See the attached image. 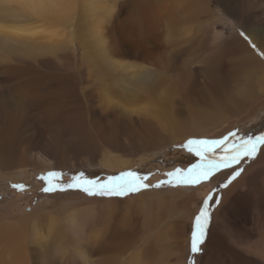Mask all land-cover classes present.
<instances>
[{"label": "bare ground", "instance_id": "bare-ground-1", "mask_svg": "<svg viewBox=\"0 0 264 264\" xmlns=\"http://www.w3.org/2000/svg\"><path fill=\"white\" fill-rule=\"evenodd\" d=\"M107 1L0 0V200L8 201L0 203V264H190L186 229L200 210L192 204L228 172L189 190H149L125 200L45 196L30 212L9 185L41 165L103 164L121 173L152 168L139 156L189 137H222L246 129L251 119L264 130V0H120L133 7L121 19L114 14L119 0ZM228 10L244 39L232 29L217 38L210 30L226 26L220 14ZM59 27L73 30L70 53L42 49ZM48 54L58 61L43 60ZM220 65L212 77L221 76L223 86L202 98L191 77L199 68L208 83L207 69ZM71 101L77 109L64 111ZM183 108H192L187 117ZM28 125L43 139L29 142ZM117 126L133 138L127 147L113 135ZM133 146L135 159L126 155ZM255 159L241 177L264 169V145ZM251 173L211 207L199 264H264L261 195L239 219L228 208Z\"/></svg>", "mask_w": 264, "mask_h": 264}, {"label": "rangeland", "instance_id": "rangeland-1", "mask_svg": "<svg viewBox=\"0 0 264 264\" xmlns=\"http://www.w3.org/2000/svg\"><path fill=\"white\" fill-rule=\"evenodd\" d=\"M109 2H110V0H109ZM125 5H124L125 6L124 7L122 1H120V0L118 1V4L114 8V14L116 15L117 18L121 19L126 15V13L132 11L133 7L131 8V5L128 6L127 3H125ZM215 6L217 7L216 4H212V7H215ZM229 11L230 10L225 11L226 13L222 12L220 14V17H222V19L226 23V26L223 27V25L218 24V25H215L216 29L213 28V26H212L210 28V30L212 31V33L214 35L218 34L215 37V38H217L218 36L221 37V32L227 34L229 29H232L236 35H238L239 37L244 39L245 37H247V35L243 31L239 20L235 16L231 15V13H229ZM27 25H30V24H27ZM56 29L53 30V32L57 31L58 35L52 39V41L54 40V42L51 43V41H50L49 43H46L43 40L42 44H44V46L42 49L47 51V52H50V53H54V52H57L59 54L70 53L67 51L71 50V48H72L71 44H70V40H74L73 30L71 29V27L66 29L67 31L66 30L64 31L62 27H59ZM43 36H45V33L43 34ZM227 36L228 35H224V37H227ZM210 38H213L212 34H211V37L209 36L208 41L210 40ZM62 41H64V42L68 41V43L66 45H64L63 49H62L63 45L62 46L59 45V44H62ZM207 43H208V46L211 47L214 43V40L211 39ZM251 48L253 49L252 46H251ZM204 50H207V49H204ZM217 53L223 54V52H217ZM54 58H55V55H52V54L51 55L50 54L44 55L42 57L43 60L50 59L53 63H55L58 60L54 59ZM216 68H215V70L212 68L207 69L208 70L207 73L211 74V77L209 78L210 80L208 83L205 82V78H206L205 72H202V71L198 72L199 68L195 71L194 77H191V81L193 82V84L195 85V88H196L195 89L196 93H199L202 98L207 97V96L211 97L213 89L219 90L223 86V78L221 76L218 78L212 77V72L221 71L223 68V65H220ZM155 78H156V76L154 75L153 77H150L148 79L152 80V82L153 81L155 82V80H156ZM221 83H222V85H221ZM51 86H52V84H51ZM166 87H168V86H166ZM173 93L177 95V91L175 92V90H174ZM203 94H204V96H203ZM76 105H77L76 103L72 102V105L69 108L65 109L64 111L68 112V110L73 109V106L75 108L73 110H76L77 109ZM41 107H42V105H40L38 107H33L32 111H40ZM190 109L192 110V108H189V109L183 108L184 116H186V117L188 116V114H189L188 112L191 111ZM62 113H64V112L62 111ZM33 114H37V115L41 116L38 118H40L39 120H43V117L39 112H34ZM72 114L74 115V113H72ZM64 115L65 114H61V116H64ZM82 115H83V118H85L84 125L86 127L90 128L92 125V122L90 121L91 120L90 114L83 111ZM37 123L39 126L42 125V123L39 121ZM257 123H258L257 121L255 122L254 120L251 119V120H249V123L246 125L247 126L246 129L239 130V128L241 127L240 126V127H236V128H232V129L228 130L227 133H225V136H228V140L225 141L219 147H216L215 145L199 146L202 152H204V150L206 148L212 149V152L210 151V152L205 153L206 157H208L206 160H202L200 156L195 154L193 161L187 162L186 156L189 154V151L187 150V148H184L181 146L184 145L190 139L220 141V140H223V138L225 136L215 137V138L210 137V136L189 137V138L184 139L180 143L162 146V147L152 151L150 156H146V155H141L143 157L139 156L140 160L142 159L144 162H146L144 164H147L148 160H149L153 165L152 168H150V167L146 168V166L144 165L143 167H140V168L137 167L136 170L131 171V172L135 173L138 177H141V178L147 177V179H141V181H140L141 183L147 184V185H155L160 181H166V180H170V179H176V180L181 179V176L169 177L167 175L168 173L176 172V170H180V173L186 177L188 169H195V173H194V175H195L196 173H200L202 171V168L205 165H209L213 162L219 164V161L221 159L225 158L226 156H229V157L230 156H236V155L240 156L239 163L233 162L231 164V166L227 167V168L224 167L223 164H219L218 169L213 168L212 173L209 176L210 179L209 178L208 179L201 178V182L198 184H195L194 186L193 185L189 186L188 184H177L176 186H173L171 184H162L161 187H159V188H155V187L142 188L140 191L135 192V193H128L127 195H122V196L113 195V197L116 196L118 199L125 200L129 197L137 196L141 192H146L149 190L172 191V190H175V188L177 190H189L190 188L196 187L199 184L200 185L204 184V182L206 184V180L209 181L212 178L220 175L223 172H228L229 175L226 177V179H224V182H222L223 185H222V183L221 184L218 183V184H215L213 187L208 188L205 191V193H200V195H198V197L195 198L196 201L193 202V204H192V206H194V207L196 206L198 208V210L199 209L201 210V208H205L208 210V212L206 210L207 214L202 221L203 222V233H202L201 239L203 240V243L199 245L200 250L196 253H193L191 251V240H192L193 231L195 230L198 233L200 231L198 226L195 223V217L197 215H199L200 210H199L198 214H196V216H194V221L192 223L191 228L189 229L187 227L188 229H186V235L188 237L187 259H188L190 264H199V262L201 260V256L203 255V252H204L203 248H204L205 238L207 236V230L209 229L208 228L209 227V215H210L209 211L211 212L212 208H216L219 206V204L222 200V197H223V192L225 190H227L235 181L239 180V178L243 175V173L245 171L244 169H247L250 166V164L253 163L254 160H256L255 158H257V156L260 153L261 147L264 145V144H261V145L257 146V151L255 152V154L253 155L252 158H248L246 156H243V154H242L241 148L243 146L244 141H247L249 139L254 140L256 137L264 136V130H261L260 125H258ZM75 124L78 125V122H76ZM184 127H186V126H184ZM255 128H257L256 133L247 134V132H249V130L255 129ZM240 132H242V133H240ZM36 133H37V131L34 130L33 128H30V125H28L26 134L30 138L29 142L32 143L33 140H37V142H38V141L43 139V138H39L38 136H36ZM124 133L126 134L125 136H124ZM230 133H235V137L230 136L229 135ZM114 134H115V136L116 135L121 136L122 143L126 147L130 144V142L128 143V139L131 138L130 139L131 142L133 140L132 136L127 135V131L125 129L123 130L122 127L119 128L117 126V130L115 132H113V135ZM231 146H233V147H231ZM217 148H219L218 151L215 150ZM135 151H136V146L134 148L130 149L129 152H126V155L129 156V154H130L133 156V154H134V159H135L136 158V152ZM218 152H219V154H217ZM190 153H192V152H190ZM39 160L42 161V159L40 157H39ZM198 165L201 167L197 168L196 166H198ZM257 167L253 168V170H252L253 172L248 171L243 177H241V178H244V177L248 176V173L252 172L250 174L251 176L249 175L248 180L246 181V184H244V186L240 187L239 190L234 194V196L232 198V202L228 206L230 213L233 214L237 219H239L246 210L253 209L252 207L258 206V204H259L258 200L259 199L257 198V196H260V195H261V197H259V198L261 199L262 206H263V209L262 210L260 209L261 210L260 212H262V214H264V173H263L264 169H260V168L258 169ZM39 168L40 169H38L34 172L30 171L29 177L27 179H23V180H20L18 182L14 181V184L11 183L9 185L10 188L8 191L11 193V195H13L15 197V199H17V201L21 202V204H22L21 206L24 207V210L26 212H30L32 208H34L35 206L40 204L43 201V197H45V196L61 195L63 197L71 199V200H73V199L81 200L82 198H84V195H86L85 192L81 191L79 188H67L63 191L57 189V190L52 191V192H44V191H42V188L45 187L46 182L44 179H41V177H47V181L51 185H64V184L68 183L69 181H71L74 176H78V175H82L83 179L86 181H93V182H96V184H99V183L105 184L109 181L110 177L119 176L121 174V172L114 171V170L106 167L103 164L85 165V166H79V167H76L73 169H65V170L55 169V168L43 169L42 165ZM237 171L239 172V175H235V173ZM49 172L60 173V176L58 178H55V179L52 177H48L47 174ZM102 184H100V185H102ZM14 185H23L24 188H23V190H20L17 187H13ZM83 186H87V185H83ZM220 188H222V189H220ZM96 190H97L96 188L93 189V191H96ZM3 193L4 192H0V194H3ZM249 194H252V197L249 196ZM8 199H10V198H8ZM205 201H207V203H205ZM2 202L7 203L8 201L6 199L0 200V203H2ZM232 209H235V210H232ZM260 212L257 213V211H256L258 216L261 215Z\"/></svg>", "mask_w": 264, "mask_h": 264}, {"label": "snow or ice", "instance_id": "snow-or-ice-1", "mask_svg": "<svg viewBox=\"0 0 264 264\" xmlns=\"http://www.w3.org/2000/svg\"><path fill=\"white\" fill-rule=\"evenodd\" d=\"M230 136L235 137V133H230ZM228 140V136H225L223 140L216 141V140H188L184 145L181 147L187 148L189 152H195L196 155L200 156L202 160H206V152L212 151L211 148H206L204 152L201 151L199 146H206V145H215L216 147H219L222 145L225 141ZM264 144V136L256 137L254 140L249 139L247 141H244L243 146L241 148L243 156H246L248 158H252L255 152L257 151V146ZM240 156H226L225 158L221 159L219 161V164H223L224 167H230L233 162L239 163ZM219 164L213 162L209 165H205L202 168V171L200 173H195V169H188L187 170V176L185 177L183 174L180 173V170H176L174 173H168L167 175L169 177H176L181 176V179H170L166 181H160L155 185H147L141 183V179H147V177H138L135 173L128 171L121 173L119 176L110 177L109 181L105 184L99 185V188L96 191H93L94 188H96V182L93 181H86L83 179L82 175L74 176L71 181L64 185H51L47 181V177H41V179L45 180V187L42 188V191L44 192H52L55 190H65L67 188H79L81 191H84L88 195H108V196H122L127 195L128 193H135L140 191L142 188H148V187H155L159 188L162 184H171L173 186H176L177 184H188V185H195L201 182V178L208 179L209 176L212 173L213 168L219 167ZM197 168L201 166H196ZM235 175H239V172L237 171ZM48 177L52 178H58L60 176V173L57 172H49L47 174ZM234 178V177H233ZM87 185V186H83ZM13 187H17L20 190H23V185H14ZM207 203V201H205ZM206 216V209L201 208L199 215L195 217V223L199 228V233L197 231H193L192 233V240H191V251L193 253L198 252L199 245L203 243V240L201 239L202 233H203V219Z\"/></svg>", "mask_w": 264, "mask_h": 264}]
</instances>
